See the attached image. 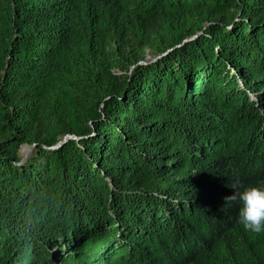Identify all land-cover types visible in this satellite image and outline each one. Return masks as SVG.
<instances>
[{
	"label": "trees",
	"instance_id": "16d2710c",
	"mask_svg": "<svg viewBox=\"0 0 264 264\" xmlns=\"http://www.w3.org/2000/svg\"><path fill=\"white\" fill-rule=\"evenodd\" d=\"M255 184L264 0H0V264H264Z\"/></svg>",
	"mask_w": 264,
	"mask_h": 264
},
{
	"label": "clouds",
	"instance_id": "9594fccd",
	"mask_svg": "<svg viewBox=\"0 0 264 264\" xmlns=\"http://www.w3.org/2000/svg\"><path fill=\"white\" fill-rule=\"evenodd\" d=\"M227 199L238 206L237 222L244 230L264 233V185L237 187Z\"/></svg>",
	"mask_w": 264,
	"mask_h": 264
},
{
	"label": "water",
	"instance_id": "95a60500",
	"mask_svg": "<svg viewBox=\"0 0 264 264\" xmlns=\"http://www.w3.org/2000/svg\"><path fill=\"white\" fill-rule=\"evenodd\" d=\"M58 145H60V143H59ZM23 146H25V145H23ZM23 146H22V147H23ZM22 147H21V148H22ZM33 147H34V145L26 146L25 149L28 150V151H30V150H32ZM27 157H28L27 154L23 155L22 158H21V162L25 161V160L27 159Z\"/></svg>",
	"mask_w": 264,
	"mask_h": 264
},
{
	"label": "rangeland",
	"instance_id": "374dc122",
	"mask_svg": "<svg viewBox=\"0 0 264 264\" xmlns=\"http://www.w3.org/2000/svg\"><path fill=\"white\" fill-rule=\"evenodd\" d=\"M25 147H26V145L21 148L20 155L23 156V155L27 154L28 157H29L31 155V153H32V150L28 151V150L25 149Z\"/></svg>",
	"mask_w": 264,
	"mask_h": 264
}]
</instances>
